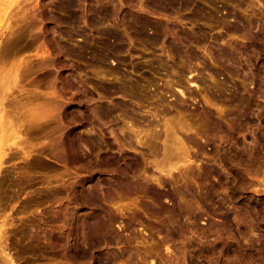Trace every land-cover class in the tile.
<instances>
[{
	"label": "rangeland",
	"instance_id": "rangeland-1",
	"mask_svg": "<svg viewBox=\"0 0 264 264\" xmlns=\"http://www.w3.org/2000/svg\"><path fill=\"white\" fill-rule=\"evenodd\" d=\"M18 2L0 264H264V0Z\"/></svg>",
	"mask_w": 264,
	"mask_h": 264
},
{
	"label": "bare ground",
	"instance_id": "bare-ground-1",
	"mask_svg": "<svg viewBox=\"0 0 264 264\" xmlns=\"http://www.w3.org/2000/svg\"><path fill=\"white\" fill-rule=\"evenodd\" d=\"M39 2H40V0H38ZM42 1V0H41ZM191 1V0H190ZM15 3H19L18 2V0H0V29L2 28V25H4V23L5 22H7L8 21V18H9V15H11L10 14V11L13 9L12 8V6L13 5H15ZM39 4V3H38ZM41 4V3H40ZM72 5H73V2L72 1H66V7L68 8V9H71V7H72ZM8 24V23H7ZM11 24V23H10ZM12 25V24H11ZM144 26V25H143ZM16 27V26H15ZM14 27V28H15ZM141 27H142V25H141ZM13 28V26H12V30L14 29ZM143 28V27H142ZM9 30L11 29V26H9V28H8ZM10 32V31H9ZM11 33H13V31L11 32ZM3 34H4V32H3ZM113 36V35H112ZM113 37H115V36H113ZM53 52V51H52ZM52 52H50V53H52ZM44 53V52H43ZM49 53V52H48ZM46 54V53H45ZM43 55V54H42ZM48 55V54H47ZM46 55V56H47ZM57 56V55H56ZM45 57V56H44ZM48 58V57H47ZM49 59V58H48ZM53 59V58H52ZM32 60V59H31ZM28 61V60H27ZM26 66V65H25ZM20 68V67H19ZM17 71V70H16ZM16 71H13V73L15 72L16 73ZM18 72V71H17ZM13 73H10V76H11V74H13ZM1 74V73H0ZM4 75V74H3ZM15 75V74H14ZM13 75V76H14ZM1 76V75H0ZM6 76H7V74H6ZM9 76V77H10ZM6 79V78H5ZM2 80V79H1ZM0 80V81H1ZM193 84H198V82L196 81V80H192L191 81ZM67 89V88H66ZM179 89V88H178ZM180 90V89H179ZM183 90V89H182ZM181 90V91H182ZM65 91H67V90H65ZM182 93H183V91H182ZM65 94V93H64ZM184 94V93H183ZM62 95V94H61ZM66 95V94H65ZM0 103L2 104V100L0 101ZM4 104V103H3ZM5 105V104H4ZM38 108V107H37ZM32 109V108H31ZM36 110V109H35ZM34 110V111H35ZM9 111V110H8ZM37 111V110H36ZM34 112V113H32L31 111H30V113H31V116L30 117H32V118H28L29 120V122H31L32 120H38V121H40L39 120V118H42V116H41V112H45V111H40V110H38L37 112ZM39 111H40V113H39ZM66 111V110H65ZM47 113V112H46ZM67 113V112H66ZM8 113L6 112V110H5V108L4 107H2L1 105H0V135H1V133H2V129L4 130V128H6V126L8 127L9 125H7V124H9V123H4L3 124V120H4V122H6L5 120H6V115H7ZM49 114H51V113H48V115ZM43 115V114H42ZM48 115H46V117H45V115H43L45 118H47L48 117ZM50 117H52L53 118V116H50ZM5 118V119H4ZM45 118H43V119H45ZM70 120V119H69ZM73 120V119H72ZM7 122H8V120H7ZM23 125V124H22ZM21 125V126H22ZM167 125V124H166ZM2 126H5L4 128H2ZM23 126H25V125H23ZM22 126V127H23ZM28 127V126H27ZM26 127V128H27ZM21 128V127H20ZM6 129H8L7 130V132L6 131H4L5 133H6V135L8 134V137L9 138H7V140L8 141H10L12 144H14V145H20L21 143L20 142H22L24 139H23V137H22V129H17V128H15L13 125H11L10 124V126L8 127V128H6ZM28 129V128H27ZM24 130V129H23ZM9 132V133H8ZM5 133L3 134V136L5 135ZM5 135V136H6ZM8 141H6V143L8 142ZM5 142V141H4ZM13 146L12 145H9V148H12ZM7 148V147H6ZM5 147H3L1 144H0V165H2L3 164V161H2V158H3V156L6 154V149ZM14 149V148H13ZM25 149V148H24ZM27 150H29V149H27ZM26 150V151H27ZM31 151V150H30ZM8 153V152H7ZM180 154V153H179ZM184 156V155H183ZM187 160V159H186ZM4 162H5V160H4ZM186 162V161H185ZM177 167V166H176ZM178 168V167H177ZM187 168H188V166H187ZM170 169V168H169ZM176 169V168H175ZM168 172V171H167ZM170 172V171H169ZM168 172V173H169ZM124 175V174H123ZM87 197V196H86ZM88 201V200H87ZM106 217V216H105ZM105 222V221H104ZM103 223V222H102ZM1 224V223H0ZM4 225V224H3ZM4 228V227H3ZM84 229V228H83ZM1 231L3 232V230H2V225L0 226V233H1ZM107 233V232H106ZM87 236V235H86ZM83 237V236H82ZM88 237V236H87ZM90 237V236H89ZM108 237V236H107ZM89 239V238H88ZM91 240V239H90ZM85 242V241H84ZM87 242H89V240H87ZM89 248V247H88ZM94 248V247H93ZM111 248V247H110ZM139 250V249H138ZM138 250H136V251H138ZM139 255V254H138ZM9 256V255H8ZM9 258V257H8ZM142 258V257H141ZM148 259V258H147ZM145 261V260H144ZM10 263L11 264H15V262H14V260L11 258L10 259Z\"/></svg>",
	"mask_w": 264,
	"mask_h": 264
}]
</instances>
